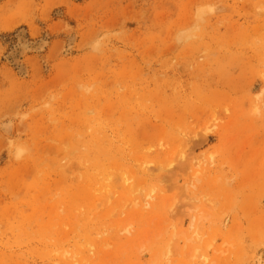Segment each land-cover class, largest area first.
I'll list each match as a JSON object with an SVG mask.
<instances>
[{
	"label": "rangeland",
	"instance_id": "rangeland-1",
	"mask_svg": "<svg viewBox=\"0 0 264 264\" xmlns=\"http://www.w3.org/2000/svg\"><path fill=\"white\" fill-rule=\"evenodd\" d=\"M0 264H264V0H0Z\"/></svg>",
	"mask_w": 264,
	"mask_h": 264
},
{
	"label": "bare ground",
	"instance_id": "bare-ground-1",
	"mask_svg": "<svg viewBox=\"0 0 264 264\" xmlns=\"http://www.w3.org/2000/svg\"><path fill=\"white\" fill-rule=\"evenodd\" d=\"M21 71H23L24 73L26 72V71L23 69V67H22ZM135 203H137V202L135 201ZM147 203L150 204V201H147ZM193 217H194V216H193ZM78 257H79V256H78ZM70 260H71V259H70ZM73 260H74V259H73ZM83 261H84V260H83ZM83 261H82V262H83Z\"/></svg>",
	"mask_w": 264,
	"mask_h": 264
}]
</instances>
